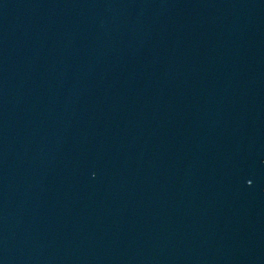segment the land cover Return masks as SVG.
<instances>
[{
  "label": "water",
  "instance_id": "1",
  "mask_svg": "<svg viewBox=\"0 0 264 264\" xmlns=\"http://www.w3.org/2000/svg\"><path fill=\"white\" fill-rule=\"evenodd\" d=\"M0 264H264V0H0Z\"/></svg>",
  "mask_w": 264,
  "mask_h": 264
}]
</instances>
